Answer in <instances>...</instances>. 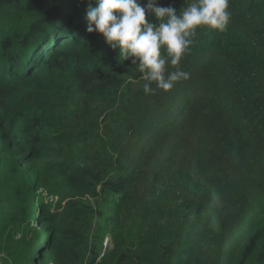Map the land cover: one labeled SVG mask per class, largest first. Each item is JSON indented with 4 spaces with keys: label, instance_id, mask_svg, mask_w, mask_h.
Returning a JSON list of instances; mask_svg holds the SVG:
<instances>
[{
    "label": "trees",
    "instance_id": "trees-1",
    "mask_svg": "<svg viewBox=\"0 0 264 264\" xmlns=\"http://www.w3.org/2000/svg\"><path fill=\"white\" fill-rule=\"evenodd\" d=\"M87 7L0 0V264H264V0L147 95Z\"/></svg>",
    "mask_w": 264,
    "mask_h": 264
},
{
    "label": "clouds",
    "instance_id": "clouds-1",
    "mask_svg": "<svg viewBox=\"0 0 264 264\" xmlns=\"http://www.w3.org/2000/svg\"><path fill=\"white\" fill-rule=\"evenodd\" d=\"M229 8L230 0H189L182 10L160 6L159 0H88L87 31L101 34L119 56L130 59L144 74V93L155 94L189 78L180 65L198 31L224 32L232 15Z\"/></svg>",
    "mask_w": 264,
    "mask_h": 264
},
{
    "label": "rangeland",
    "instance_id": "rangeland-1",
    "mask_svg": "<svg viewBox=\"0 0 264 264\" xmlns=\"http://www.w3.org/2000/svg\"><path fill=\"white\" fill-rule=\"evenodd\" d=\"M140 89H143V84H134L133 86H132V88H131V91H132V93H134V92H137V91H139ZM36 209L34 210V212L35 211H38V205H36V207H35ZM30 226L32 227V228H35V227H37V229L38 230H41L40 229V227H39V223L38 222H36V221H33V222H31L30 223ZM41 237H42V235H40L39 237H38V239H37V241H41ZM45 243V242H44ZM47 243L48 242H46L45 243V245H47ZM43 249L44 248H41L40 250H39V252H37L36 253V262L38 261V259L39 258H41V256H42V252H43ZM32 250H34L33 248L31 249V251ZM111 250H112V243H111V240L109 239V237H106L105 238V240H104V242H103V247H102V249H101V251L99 252V261H100V259H103V258H105L106 256H108L110 253H111ZM90 257V254L86 257V259L87 258H89ZM0 258H4V253H0ZM28 259H29V257H28ZM28 259H26V261H25V263L24 264H27L28 263ZM98 261V262H99ZM49 264H53V263H49ZM83 264H85V261L83 262Z\"/></svg>",
    "mask_w": 264,
    "mask_h": 264
}]
</instances>
